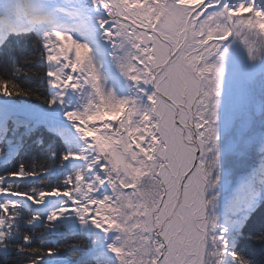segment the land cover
I'll list each match as a JSON object with an SVG mask.
<instances>
[{
    "label": "snow or ice",
    "instance_id": "1",
    "mask_svg": "<svg viewBox=\"0 0 264 264\" xmlns=\"http://www.w3.org/2000/svg\"><path fill=\"white\" fill-rule=\"evenodd\" d=\"M42 130L67 146L0 166L17 264H254L237 243L264 203V0H0V138Z\"/></svg>",
    "mask_w": 264,
    "mask_h": 264
},
{
    "label": "trees",
    "instance_id": "2",
    "mask_svg": "<svg viewBox=\"0 0 264 264\" xmlns=\"http://www.w3.org/2000/svg\"><path fill=\"white\" fill-rule=\"evenodd\" d=\"M36 47H34L32 40L27 38H12L11 43L7 49L9 58L15 56L17 58V63L24 68L36 67L35 65L27 64L25 61L33 56L36 52ZM11 62V59H10ZM20 82L25 86L30 87H39L40 80L37 76H22L19 78ZM19 135L20 133H15ZM46 137V135H44ZM47 144L43 147L34 144L30 147V150L26 152L18 160H14L10 163L5 160V155L0 156V166L14 167L18 166L19 161L22 159L30 167L33 162L41 163L45 159V154L47 151L48 145H51L57 149V151H62L65 146L60 138L48 136ZM70 170V169H69ZM247 171L246 168H241L237 172L238 175H243ZM235 175V176H236ZM63 176V172L54 171V174H51V179L55 180ZM238 179V178H237ZM249 225L252 226L251 229H247L245 234L240 237L239 242L237 243L238 250L246 255L249 259L254 261V264H264V244H258L251 237L254 232L261 230L264 227V203H261L259 207L252 213V218L249 220ZM76 231H81L79 225H76ZM45 238L49 242L55 243H66L73 240L72 230L68 228H62L59 231H53L45 234ZM70 253H65L68 255ZM18 256L16 252L12 250H0V264H17Z\"/></svg>",
    "mask_w": 264,
    "mask_h": 264
},
{
    "label": "rangeland",
    "instance_id": "3",
    "mask_svg": "<svg viewBox=\"0 0 264 264\" xmlns=\"http://www.w3.org/2000/svg\"><path fill=\"white\" fill-rule=\"evenodd\" d=\"M60 2L65 6V8H67L69 11H72L73 10V8H74V6H79L80 5V3H79V1L76 3V2H73V0H60ZM66 18H68V17H66ZM69 18H71V17H69ZM230 71L232 70L231 69V66H230V69H229ZM64 140V139H63ZM78 143V141H73V147H75L76 146V144ZM67 146V145H66ZM240 175H236V176H233V178H232V180H233V185H235V182H236V180H237V178L239 177ZM79 228H81V226L79 225Z\"/></svg>",
    "mask_w": 264,
    "mask_h": 264
},
{
    "label": "bare ground",
    "instance_id": "4",
    "mask_svg": "<svg viewBox=\"0 0 264 264\" xmlns=\"http://www.w3.org/2000/svg\"><path fill=\"white\" fill-rule=\"evenodd\" d=\"M79 1V3H80V1H83V0H73V2H78ZM67 23H70V24H72V20H70L69 22L67 21ZM73 25V24H72ZM74 26V25H73Z\"/></svg>",
    "mask_w": 264,
    "mask_h": 264
},
{
    "label": "water",
    "instance_id": "5",
    "mask_svg": "<svg viewBox=\"0 0 264 264\" xmlns=\"http://www.w3.org/2000/svg\"><path fill=\"white\" fill-rule=\"evenodd\" d=\"M83 2V1H82Z\"/></svg>",
    "mask_w": 264,
    "mask_h": 264
}]
</instances>
